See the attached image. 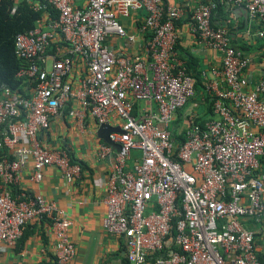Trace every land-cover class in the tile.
I'll use <instances>...</instances> for the list:
<instances>
[{
  "label": "built area",
  "instance_id": "obj_1",
  "mask_svg": "<svg viewBox=\"0 0 264 264\" xmlns=\"http://www.w3.org/2000/svg\"><path fill=\"white\" fill-rule=\"evenodd\" d=\"M26 1L34 10L47 5L56 16L14 37V54L25 62L15 74L24 93L0 87V254L31 222L46 219L52 264L74 258L64 212L39 195L10 189L26 159L34 183L48 167L66 184L78 179L79 164L42 145L38 135L53 118L66 116L81 128L88 116L96 127L120 129L108 135L118 151L103 143L97 154H113L101 228L124 240L126 264H262L264 78L249 86L243 72L251 64L264 66V51L243 55L226 29L211 26L213 4L194 0L190 33L217 53L219 66L209 69L203 87L212 117L201 126L193 119L177 127L183 140L176 145V112L195 96L193 78L176 53L182 8L166 0ZM216 1L257 20L263 29L256 37L264 40V0ZM116 11L142 13L143 57L131 59L107 43L112 36L126 47L136 42Z\"/></svg>",
  "mask_w": 264,
  "mask_h": 264
},
{
  "label": "crops",
  "instance_id": "obj_2",
  "mask_svg": "<svg viewBox=\"0 0 264 264\" xmlns=\"http://www.w3.org/2000/svg\"><path fill=\"white\" fill-rule=\"evenodd\" d=\"M166 2L183 10V16L175 22V28L180 34L176 53L184 60L187 73L201 93L207 72L210 68L219 66V56L214 51L198 45L194 35L190 33L189 14L196 2ZM81 3V0H77L78 5ZM228 10L232 11L227 21L231 30L226 29L232 46L245 56H258L264 51V40L256 37L257 32L263 29L262 25L257 20H249L242 8H223L224 12ZM116 17L125 32L136 38V42L126 47L120 39L112 36L108 38L107 43L115 51L122 52L131 59L143 57L142 39L138 33L142 13L129 12L128 16H123L116 11ZM47 18V13H43L42 22ZM243 77L247 84L252 86L258 79L264 78V66L259 63L249 65L244 70ZM202 92L204 94V91ZM198 101L202 106L195 104V118L205 114L207 110L203 97L200 96ZM185 109L186 107L183 109L181 122L187 115ZM81 124L80 128L75 120L66 116L53 118L48 130L38 135L42 145L49 149L63 150L72 162L79 164L81 172L78 179L66 184L59 170L48 167L43 170L41 181L34 183L30 180L31 162L26 159L19 172V181L11 189V193L39 195L46 201L53 202L64 212L71 223L69 237L75 247V255L70 264H126L124 240L119 236L106 234L101 228L105 183L113 154L99 158L97 151L103 142L96 136L97 127L88 116L84 117ZM7 151L10 155L11 151ZM260 248L258 246V249ZM52 250L53 241L48 220L34 221L26 227L14 247L2 251L0 264H17L19 261L27 264H52Z\"/></svg>",
  "mask_w": 264,
  "mask_h": 264
},
{
  "label": "trees",
  "instance_id": "obj_3",
  "mask_svg": "<svg viewBox=\"0 0 264 264\" xmlns=\"http://www.w3.org/2000/svg\"><path fill=\"white\" fill-rule=\"evenodd\" d=\"M213 4L211 9V26L214 28H223L230 31V24L227 23L232 11H223V6L216 0H203ZM47 13L48 18H55L56 13L51 10L47 5L40 4L37 10H34L32 3L26 0H0V87H7L11 91H16L23 94L24 83L15 77L16 72L25 65V62L18 59L14 54L13 42L14 37L19 33L27 32L34 26L42 22V14ZM226 29V30H227ZM227 31V32H228ZM229 33V32H228ZM186 69V67H185ZM187 72V70H186ZM195 95L203 97L204 104L207 110L205 114L195 118L193 122L201 126L204 121L209 120L211 117L210 101L203 94L198 92L195 87ZM188 104V103H187ZM184 106V108L187 106ZM178 110L173 122L174 130L172 136L175 139L176 145H179L183 140V131L177 133L182 118L183 109ZM13 188V187H12ZM11 188V189H12ZM10 191L12 192V190ZM13 195L17 193H12ZM260 258V255L258 254ZM263 264L264 261L261 260Z\"/></svg>",
  "mask_w": 264,
  "mask_h": 264
},
{
  "label": "water",
  "instance_id": "obj_4",
  "mask_svg": "<svg viewBox=\"0 0 264 264\" xmlns=\"http://www.w3.org/2000/svg\"><path fill=\"white\" fill-rule=\"evenodd\" d=\"M235 12V10H234ZM110 133H120V129L118 127H111L108 125H100L96 129V136L99 140H101L104 144L112 147L114 151H118L119 147L117 144H113L108 140V135Z\"/></svg>",
  "mask_w": 264,
  "mask_h": 264
},
{
  "label": "rangeland",
  "instance_id": "obj_5",
  "mask_svg": "<svg viewBox=\"0 0 264 264\" xmlns=\"http://www.w3.org/2000/svg\"><path fill=\"white\" fill-rule=\"evenodd\" d=\"M120 23V22H119ZM199 98H200V96L199 95H195L189 102H188V104H187V106H186V109H185V112L187 113V115H185L186 117H184V119H183V121L182 122H180V124H179V126H178V130H181V129H183L184 127H186L187 126V124H189V122H190V120H193V119H195V117H196V113H194V112H196V105L195 104H198V105H200V103H199ZM200 106H202V105H200ZM193 110V111H192ZM195 110V111H194ZM193 112V113H192ZM201 113H203V111L201 112ZM181 120H182V118H181ZM132 155H134V153L133 152H131L130 153V156H132ZM133 158V157H132Z\"/></svg>",
  "mask_w": 264,
  "mask_h": 264
}]
</instances>
